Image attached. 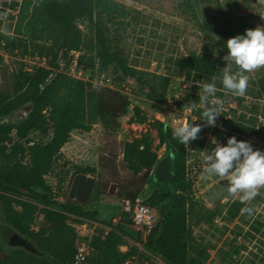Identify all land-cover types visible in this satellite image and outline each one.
Instances as JSON below:
<instances>
[{
    "label": "rangeland",
    "instance_id": "rangeland-1",
    "mask_svg": "<svg viewBox=\"0 0 264 264\" xmlns=\"http://www.w3.org/2000/svg\"><path fill=\"white\" fill-rule=\"evenodd\" d=\"M33 4L34 0H0V92L13 93L16 71L44 65L77 78L82 76L95 85L120 90L132 101L127 113L118 119L99 118L91 121L89 131L73 130L70 141L54 156L52 169L45 176L52 188L49 194L52 202H76L81 208L76 213H67L68 223L77 232L75 245L77 242L89 244L91 256H94L96 250L92 247V237L96 234L105 238L112 230L111 226L108 227L112 219L123 216L124 196L116 194L123 186L139 178L124 160L125 142L147 137L158 157L163 158L169 150V142L161 140L155 122L160 120L166 127L174 129L190 123V119L196 120V112L207 106L201 103L200 88L197 86L205 82L188 80L178 72L174 61L193 52L208 53L218 68L214 79L217 93L210 101L219 98L223 107L216 126L201 124L198 138L187 146L186 177L191 183L187 195L189 242L198 248L194 251L191 247V252L202 264H264V188L258 190L255 198L242 203V193L228 192L226 179L209 175L204 162V157L213 151L215 143L226 144L227 138L233 135L238 140L249 141L254 149L264 151L263 140L231 130L229 122L233 120L264 131V92L258 86L260 79H264V67L246 73L249 81L244 96L226 93L221 78L222 68L226 66L223 57L227 52L220 49L217 43L226 35L224 31H228L227 28L239 30L245 24L252 25L251 28L264 26V0H187V4L186 0H106V5L95 13V22H79L84 49L68 53L63 48L57 49L51 39L41 36L37 30L34 35L27 30ZM97 26L104 29L112 48L119 49L121 58L128 65L169 76L170 87L165 103L160 105L149 100L135 77L116 71L114 64L104 62L95 48L86 47L95 39ZM83 55L92 56L93 62L85 60ZM232 70L236 71L235 66ZM118 74L124 79H118ZM104 76L111 78L112 82L106 84ZM180 102L186 103L187 107L180 109ZM192 104L196 105V109L191 107ZM135 105L142 108L146 121L132 120ZM25 115V110H19L11 117L0 120V123L19 122ZM216 127L221 131H216ZM53 133L52 125L47 132L33 128L27 138L19 140L14 130L10 134L11 140L4 145L8 152L12 143L17 141L45 144L51 140ZM18 158L24 164L29 163L27 153L18 154ZM80 167L88 168L85 174L94 180L85 201L70 196L72 182ZM151 175L141 192L144 197L163 188L159 182L164 181L157 177L156 181ZM164 189L174 192V185L171 183ZM41 192V189L30 192L0 185V264H7L1 260L3 254L10 255L14 248L22 247L11 245L18 232L6 224V201L16 198L37 204L38 210L29 232H39L44 219L42 209L47 207L39 202L37 194ZM14 206L22 209L16 203ZM245 208L251 211H242ZM162 210L167 211L160 204L155 211L158 222L164 217ZM126 230L132 237H126L125 244L119 248L125 252L134 246L137 251L124 264H169L159 252L146 245L147 239L136 241L139 235L132 226L129 225ZM27 236L25 238L35 246L31 237ZM14 241L17 242V239Z\"/></svg>",
    "mask_w": 264,
    "mask_h": 264
},
{
    "label": "trees",
    "instance_id": "trees-1",
    "mask_svg": "<svg viewBox=\"0 0 264 264\" xmlns=\"http://www.w3.org/2000/svg\"><path fill=\"white\" fill-rule=\"evenodd\" d=\"M105 5L106 0H34L26 28L31 35L37 30L41 36L51 39L57 45V49L63 48L67 53L81 51L84 49L85 41L79 22L88 20L92 24L95 22L96 11ZM23 12L24 10L21 13ZM249 25L245 24L239 30L227 28L229 30L224 31L226 35L217 42L220 49L227 52L226 40L237 34H243ZM96 28L95 39L86 47L95 48L97 55L104 62L114 64L116 71H123L135 77L145 89L149 100L160 105L165 103L170 87L169 76L128 65L126 60L121 58L119 49L112 48L104 29L101 26ZM9 38L13 39L12 36ZM9 44L15 45L14 42ZM83 58L90 63L94 60L92 56L83 55ZM174 65L188 80L205 83L214 82L218 69L215 60L208 53L193 52L187 57L177 58ZM14 75L13 93L0 92V120L11 117L19 110H25L26 115L22 116L19 122L0 123V185L12 190L23 188L30 192L41 189L42 192L37 194L38 199L47 207L42 209L44 219L40 231L29 232L38 205L24 199L8 198L4 206L7 226L24 237L29 235L35 250L17 247L12 254H3L1 260L6 261L7 264H71L76 254L77 232L75 227L68 223L67 213H76L81 208L76 202H52L49 196L52 188L45 176L52 169L54 156L70 141L73 130L89 131L92 128L91 121L99 118L118 119L127 113L132 101L120 90L110 86L95 85L88 79L57 71L51 66L38 65L30 70L23 68ZM120 75L116 77L124 79ZM258 86L260 91L264 92V79H260ZM26 106H31V109L26 110ZM179 107L184 109L187 104L180 102ZM201 111L196 112V121L190 119V123L194 121L195 124H206L200 119ZM132 120L138 122L147 120L138 105L134 106ZM229 122L231 130L246 136L255 135L264 141L263 130L252 129L233 120ZM49 125L54 128L49 142L31 144L29 140L17 141L12 143L7 152L4 143L11 140L10 134L14 130L18 139L23 140L27 138L31 129L37 128L47 132ZM155 126L161 140L169 142L167 154L174 155V175L168 181L159 182L163 188L156 189L147 197V202L155 211L160 204L167 211L162 210L164 213L162 221L157 220L156 226L147 238H144L147 239L146 245L159 252L169 264H202L191 252V247L194 251H198V248L191 246L189 242L187 195L191 190V183L186 177L187 145L181 144L174 138L173 129L166 127L164 122L157 120ZM215 129L221 131L218 127ZM20 153L29 155L28 164H24L18 158ZM123 157L130 170L135 175H139V178L128 186H123L116 195L135 198L141 195L152 170H155L162 158L158 157L157 152L153 150L152 142L147 137L125 142ZM10 162L13 164L9 165ZM87 169L80 167L78 174L86 173ZM151 177L156 180L154 171ZM171 183L174 185V192L164 189ZM14 203L22 209H17ZM131 224L130 214L123 212L118 224L113 222L108 224L112 230L105 238L95 234L91 243L96 254L82 264H124L134 256L136 247L132 246L125 252L119 248L120 245L125 244L126 237H132L126 230ZM138 235L136 241H142V234L138 232Z\"/></svg>",
    "mask_w": 264,
    "mask_h": 264
},
{
    "label": "clouds",
    "instance_id": "clouds-1",
    "mask_svg": "<svg viewBox=\"0 0 264 264\" xmlns=\"http://www.w3.org/2000/svg\"><path fill=\"white\" fill-rule=\"evenodd\" d=\"M227 54L223 57L226 66L222 68L221 84L226 93L244 96L248 88L249 76L246 73L264 67V26L248 28L243 34H237L226 40ZM235 66L236 71H233ZM200 88V101L207 105L200 114V119L207 126L215 127L217 118L222 112V101L214 98L217 93L215 82L197 84ZM191 107L196 109V105ZM196 121V120H194ZM181 124L173 129L174 138L181 144L189 143L198 138L202 130L201 124ZM213 151L204 157L207 165L205 171L209 175L226 179L228 192L242 193L241 202H247L264 188V151L254 149L246 140H238L236 136L227 138L226 144L215 143ZM250 212V208L242 209Z\"/></svg>",
    "mask_w": 264,
    "mask_h": 264
},
{
    "label": "built area",
    "instance_id": "built-area-1",
    "mask_svg": "<svg viewBox=\"0 0 264 264\" xmlns=\"http://www.w3.org/2000/svg\"><path fill=\"white\" fill-rule=\"evenodd\" d=\"M1 31V29H0ZM78 78H83L78 76ZM105 83H111L112 79L104 76ZM104 83V82H102ZM143 147V146H142ZM123 212L129 213L132 219V227L140 232L143 238H147L157 224V215L154 208L147 202V197L142 194L135 198H122ZM76 254L71 264H82L91 256V247L85 242H77Z\"/></svg>",
    "mask_w": 264,
    "mask_h": 264
},
{
    "label": "water",
    "instance_id": "water-1",
    "mask_svg": "<svg viewBox=\"0 0 264 264\" xmlns=\"http://www.w3.org/2000/svg\"><path fill=\"white\" fill-rule=\"evenodd\" d=\"M25 109L30 110L31 106H26ZM173 163H174V155L172 153H168L157 163L154 170L155 176L161 181L170 180L174 175ZM93 184H94V180L92 177H89L85 173L77 174L72 182L70 196L76 198L79 201H85L91 193ZM111 192L113 191L111 190ZM15 238L17 239V242L14 241ZM11 245L22 246L30 251L35 250L31 242L19 233L15 234L14 238L12 239Z\"/></svg>",
    "mask_w": 264,
    "mask_h": 264
},
{
    "label": "crops",
    "instance_id": "crops-1",
    "mask_svg": "<svg viewBox=\"0 0 264 264\" xmlns=\"http://www.w3.org/2000/svg\"><path fill=\"white\" fill-rule=\"evenodd\" d=\"M89 176V175H88ZM90 177V176H89ZM121 219H122V216L121 217H114L112 220H113V222H114V224L115 223H119L120 221H121ZM130 226H132V225H130ZM108 227H109V225H108Z\"/></svg>",
    "mask_w": 264,
    "mask_h": 264
}]
</instances>
